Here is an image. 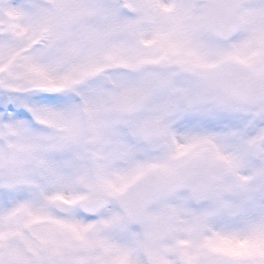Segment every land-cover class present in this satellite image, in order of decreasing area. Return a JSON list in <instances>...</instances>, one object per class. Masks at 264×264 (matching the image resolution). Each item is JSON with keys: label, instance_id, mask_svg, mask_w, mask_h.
<instances>
[{"label": "rangeland", "instance_id": "374dc122", "mask_svg": "<svg viewBox=\"0 0 264 264\" xmlns=\"http://www.w3.org/2000/svg\"><path fill=\"white\" fill-rule=\"evenodd\" d=\"M36 2L47 5L49 10L57 16L61 39L73 52L70 63L57 66V75L79 80L83 77V74L78 75V73L84 63H86L84 72L88 67L96 65L97 68L94 70L102 72L96 86L101 100L98 99L97 103L102 105V109H107L109 94L117 88L111 84L112 81L114 82L112 78L116 73L112 70L113 67H108L112 66L113 59L123 66L119 69V81L121 87L127 88L131 83L128 81V75L121 72L125 71L124 68L127 63L132 62L130 60L134 56L138 54L145 56L142 53L143 50L141 53L134 54L132 50H129L133 44L127 33L120 30L121 24H127L129 1L36 0ZM120 18L126 21L123 22ZM184 40L189 44L191 51L196 49V37L187 36ZM132 42L135 44V49H139L135 41ZM214 44L215 55L218 58L222 57V45L217 42ZM229 47L232 65L247 68L252 75L260 78L262 85L258 94L246 102L245 106L231 103L228 113L221 106L209 107L208 115L204 114L202 117L200 114V119H204L203 121L205 118L209 119H207V125L200 127L197 134L198 141L190 138L189 134L188 142L182 144L184 153L189 152L188 148L196 145L192 153L198 159L194 161L209 165L213 175L212 182L226 185L224 192L216 191L215 197V194H211L210 200L207 198V201L204 199L205 201L201 202V205L203 203L207 207L211 203V209L201 215L198 224L192 221L191 213H187L188 218L180 215L174 223L179 232H199L201 236H204L203 240L197 241V248L192 246V251L188 252L193 253L192 255L196 253L199 256L203 255L202 245L206 237L211 235L210 229H219L225 225L236 226L248 218L259 217L261 211H264V121L260 119L264 116V0H245L239 27L229 39ZM0 54H2V48H0ZM14 63L16 58L12 57L7 64L0 66V80ZM16 75L17 77L24 75L22 64L17 67ZM140 75L139 80H135V84L146 82L145 73ZM59 82V80L38 81L47 87H52ZM64 97L62 96L58 101H44L42 104L64 107L71 103V97H66L65 103L62 104ZM72 104H75L74 100ZM5 106L13 114L17 111H25L9 103L0 94V110ZM102 115L104 117V114ZM21 118L27 119L28 116ZM112 120L115 119L112 118ZM147 120L154 127L164 126L159 119L149 117ZM103 121L106 120L103 119ZM123 126V123L119 124L117 155L114 153L112 159L106 163L111 162L112 167L99 162L98 171L97 169L95 171L96 176L99 175L102 178L105 176V180L112 184L108 191V194L113 196L109 202L110 205L97 215L104 220L102 230L90 229L83 234L82 239H77L76 234L69 230L56 233V250L63 259L71 260L75 264H90L97 260H104L106 264H138L140 260H144L146 252L143 233L146 224L142 220L135 221L133 224L129 223L127 219L121 217L116 203L117 194L139 175V172L132 168L137 166V158L132 160L128 156V144L124 134L126 130ZM76 130L77 128L74 127V133ZM131 130L137 132L139 127L134 125ZM3 136V132H0V185L5 182L14 183L17 186L16 191L23 193L18 199L32 201L31 208L23 204L17 207L8 222L0 215V238L7 242L17 238V226H23L26 222H30L33 228L42 231L52 227L48 213L43 216L34 215L39 209L41 191H53L49 187L51 183L73 178L77 191L82 196L88 192L84 190L85 184L95 181L90 182L85 174L88 167L74 158L72 153L78 150L71 145L50 146L39 150L36 148L35 153H32L33 144L21 140L5 143ZM165 151L162 149L161 155H159L160 151L156 153L150 151L151 169L164 173L166 169L175 167L176 162L172 159L177 156H170L172 153L169 149ZM176 152L175 150L174 153ZM184 162L185 160L179 161L181 165ZM99 184L102 183H95L100 186ZM10 198V195L0 188V213L4 207H12L11 203L7 204ZM62 202L67 203V201ZM30 213L33 214L30 215ZM57 214L62 215V213ZM182 242H184L183 239ZM209 246L223 249L230 255L236 256L264 255V246L256 244L232 245L222 241H210ZM193 258L195 259V256ZM143 260L142 264H144Z\"/></svg>", "mask_w": 264, "mask_h": 264}, {"label": "flooded vegetation", "instance_id": "af4514ba", "mask_svg": "<svg viewBox=\"0 0 264 264\" xmlns=\"http://www.w3.org/2000/svg\"><path fill=\"white\" fill-rule=\"evenodd\" d=\"M127 1V24H121L120 30L127 33L133 44L129 50H132L133 54L143 50L145 56H134L121 73L128 75L131 85L127 89L140 96L141 105L127 117L110 109L112 91L121 88L118 74L119 69L123 67L119 61L113 59L112 66L108 67H113L112 70L116 73L111 84L117 88L109 94L107 109H102V105L97 103L100 93L96 90L102 72L94 70L96 65L88 67V71L84 72V63L78 73L83 74V77L79 79L78 86H75L79 95L69 92V96L62 99L64 104L66 97L73 96L75 104L81 106L74 126L77 128L74 141L70 144L78 151L72 155L79 163L82 162L88 167L85 174L90 182L95 181L85 184L84 190L102 192L106 197V206L110 205L113 196L109 195L108 191L112 184L105 180V176H96L95 171H98L99 162L112 167L111 162L106 163L112 159L114 153L117 155L119 124L123 123L128 156L132 160L137 158L138 162L137 166L132 168L139 172V175L151 174L162 180L160 193L145 213L138 218H127L131 224L138 220L146 224L143 233L146 252L144 260L142 259L144 264H195L196 261L204 260V255H192L193 253L188 252L192 251V246L197 248V241L203 240L204 236L199 232H179L174 223L180 215L188 218L187 213H191L192 221L198 224L201 215L211 209V203L207 207L203 203L201 205V202L207 198L210 200L211 194H215V197L216 191L224 192L226 185L212 182L213 175L209 165L194 161L198 159L192 153L196 145L184 153L182 144L188 142L189 134L190 138L198 141V131L200 127L207 125L209 119L205 118L203 121L200 114L202 117L204 114L208 115L209 107L221 106L228 113L231 103L245 106L246 102L261 90L262 82L259 77H253L248 96L239 98L234 94L232 86L236 78L251 73L247 68L232 65L229 39H218L208 30V0ZM244 2L245 0L239 2V22ZM120 20L126 21L123 18ZM186 35L197 38L194 51H191L186 39L184 40ZM132 41H135L139 49H135ZM214 42L222 45V57L215 55ZM140 73H145L146 82L135 84V80L138 81L141 76ZM43 102L40 101L41 104ZM149 117L159 119L164 126L154 127L149 124ZM134 125L139 127V131L131 130ZM35 149L33 145L32 153H35ZM162 149H169L172 153L170 156H177L172 159L177 166L166 169L164 173L150 168V151H160L161 155ZM181 160H185L182 165L179 163ZM35 169L37 170L36 166ZM95 183L102 184L98 186ZM142 260L138 264H142Z\"/></svg>", "mask_w": 264, "mask_h": 264}, {"label": "snow or ice", "instance_id": "6c2138e0", "mask_svg": "<svg viewBox=\"0 0 264 264\" xmlns=\"http://www.w3.org/2000/svg\"><path fill=\"white\" fill-rule=\"evenodd\" d=\"M0 48V66L7 64L12 57L16 58V63L0 80V94L9 103L25 109L14 114L6 106L0 110V132L4 134V142L21 140L33 144L38 150L70 145L74 141V126L81 110L79 104H72L75 97L71 96V103L64 107L39 103L58 101L62 96H69V92L79 95L75 87L79 80L57 75V66L70 63L73 58L72 49L61 39L57 16L47 5L36 0H0ZM21 64L24 75L17 77L16 69ZM46 80L60 82L52 87L38 83ZM81 102H84L82 97ZM25 116L28 118H21ZM260 119L264 121V116ZM16 187L10 182L0 185L11 197L7 204L11 203L12 207H4L0 213L6 222L21 204L32 207V201L18 199L23 193L16 191ZM49 187L53 191H41L39 209L34 215L48 213L52 227L42 231L33 228L30 222L18 225L15 240L5 242L0 238V264H75L63 259L56 250V233L69 230L77 239H82L90 229L102 230L104 220L98 218L86 200L81 199L73 178L53 182ZM95 198L94 195L89 197ZM210 232L202 245L205 259L195 264H264V255L236 256L209 246L210 241L264 246V211L257 218H248L236 226L210 229ZM90 264L106 262L97 260Z\"/></svg>", "mask_w": 264, "mask_h": 264}, {"label": "water", "instance_id": "95a60500", "mask_svg": "<svg viewBox=\"0 0 264 264\" xmlns=\"http://www.w3.org/2000/svg\"><path fill=\"white\" fill-rule=\"evenodd\" d=\"M238 2L239 0H209L207 26L211 33L221 39H226L234 33L238 22L236 15ZM250 89L251 78L249 76L236 78L232 87L238 97L248 95ZM140 103L139 96L132 91L117 90L111 97V108L124 115L133 113ZM161 185V180L156 176L147 174L140 177L119 194L118 207L121 213L127 217L142 215L160 193ZM93 195L96 198L89 199ZM81 199L86 200L89 207L96 213L106 205L103 194L96 190Z\"/></svg>", "mask_w": 264, "mask_h": 264}]
</instances>
